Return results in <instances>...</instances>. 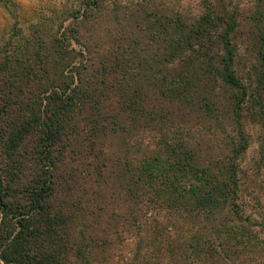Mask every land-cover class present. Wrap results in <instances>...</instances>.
<instances>
[{
	"label": "trees",
	"instance_id": "trees-1",
	"mask_svg": "<svg viewBox=\"0 0 264 264\" xmlns=\"http://www.w3.org/2000/svg\"><path fill=\"white\" fill-rule=\"evenodd\" d=\"M174 33L166 37L159 34V41L152 42L154 48L142 46L131 51L114 45L106 55L98 56L90 54V45L80 43L79 50L86 52V57L74 66L75 78L70 77L76 82L72 86L62 80L53 85L46 69L51 54L46 52L48 46L28 51L24 46H13L3 62L6 67L0 63L4 75L0 89L10 87L0 91V264H97L94 250L98 240L93 236L89 244L83 243L82 221L91 212H105L106 202L96 207L100 202L92 199H101V191L107 188L111 190L109 197L125 206L124 218L137 219L143 195L140 185L146 182L156 195L153 197H169L168 219L186 224L192 259L204 264L231 263L230 255L220 248L227 245L226 232L216 226L223 225L218 217L225 209H234L238 215L241 170L236 157L249 145L245 130L240 132L242 147L232 141L234 156L214 160L199 158L185 139H163L150 152L153 155L144 154L141 160L108 140L128 130L121 123L123 119H156L158 99L148 101L145 85L159 88L160 95L183 112L181 116L188 111L196 113L197 119L198 114L216 116L225 99L226 111L234 120L247 107L244 90L226 91L228 95L223 96L207 89L217 79L227 88L242 86L234 74L231 56L200 60L210 53L207 27L179 22ZM59 50L64 53L63 47ZM175 54L179 55L178 69L172 78L161 77L162 88L152 78L155 67L160 58ZM156 71L161 74L164 70ZM262 144L264 137L259 138ZM162 155L167 165L158 160ZM185 171L199 173V185L180 192H175V187L159 196L161 185H176L172 177ZM157 180L161 183L155 186ZM90 204L96 211L89 210ZM238 220L241 222L240 217ZM77 227L81 228L76 238L71 229Z\"/></svg>",
	"mask_w": 264,
	"mask_h": 264
},
{
	"label": "rangeland",
	"instance_id": "rangeland-1",
	"mask_svg": "<svg viewBox=\"0 0 264 264\" xmlns=\"http://www.w3.org/2000/svg\"><path fill=\"white\" fill-rule=\"evenodd\" d=\"M82 10H85L84 16ZM179 22L207 27L210 53L201 61L209 56H213L212 61L219 56H231L234 74L242 86L227 88L217 79L207 89L223 96L228 95L226 91L244 90L247 107L240 112L237 118L240 121L227 113L225 99L216 116L198 114L197 119L196 113L190 111L181 116L183 112L165 100L159 88L145 85L143 90L148 101L158 99L156 119L149 122L142 118L136 123L123 119L121 123L128 130L108 140L122 152L127 151L141 160L144 154L153 155L150 152L163 139H185L199 158L214 160L227 154L234 156L230 150L232 141L236 147H242L240 132L245 130L249 145L241 148L236 157L241 170L237 180L239 216L234 209H225L218 217L223 225L216 227L227 235L224 240L227 245L220 246L232 258L231 263L225 261L227 264H264V144L259 145V138L264 137V0H0V63L6 67L3 62L14 50L13 46L19 49L24 46L27 51L48 46L50 50L46 52L51 54L46 69L53 85L58 86L62 80L72 86L76 82L70 77H74V66L86 57V52L79 50L80 43L90 45V54L95 56L106 55L114 45L131 51L142 46L154 48L156 45L152 42L159 41L160 35H175ZM59 46L64 48V53ZM56 47L58 51H52ZM178 56L159 59L152 78L162 88L165 86L160 79L172 78L178 69ZM8 65L12 66L9 60ZM158 68L164 71L160 74L156 71ZM3 84L4 78L0 80V86ZM3 88L10 90L6 85ZM158 160L166 163V156ZM198 177L199 173L191 175L188 171L176 174L172 177L176 185H161L163 192L159 196L167 195V190L175 187V192H180L193 184L197 186ZM160 183L157 180L155 186ZM140 188L143 195L137 219L124 218L125 206L119 199L113 201L107 188L101 191V199H92L100 202L95 203L96 207L106 202L105 212H91L82 221L83 243L89 244L93 236L98 240L97 251L94 250L97 264H204L192 259V248L188 247L192 241L184 221L168 219L169 197H153L156 195L149 191L147 182ZM89 210L96 211V208L90 204ZM249 215L252 217L248 218ZM79 228L71 229L73 237L77 238Z\"/></svg>",
	"mask_w": 264,
	"mask_h": 264
}]
</instances>
